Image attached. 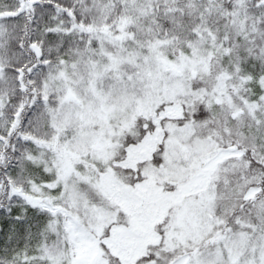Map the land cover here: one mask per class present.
<instances>
[{
	"label": "snow or ice",
	"instance_id": "obj_1",
	"mask_svg": "<svg viewBox=\"0 0 264 264\" xmlns=\"http://www.w3.org/2000/svg\"><path fill=\"white\" fill-rule=\"evenodd\" d=\"M0 264H264V0H0Z\"/></svg>",
	"mask_w": 264,
	"mask_h": 264
}]
</instances>
